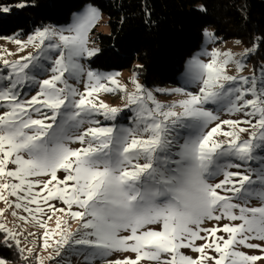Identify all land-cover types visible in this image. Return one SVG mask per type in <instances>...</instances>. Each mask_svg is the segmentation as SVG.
Segmentation results:
<instances>
[{
	"label": "snow or ice",
	"instance_id": "6c2138e0",
	"mask_svg": "<svg viewBox=\"0 0 264 264\" xmlns=\"http://www.w3.org/2000/svg\"><path fill=\"white\" fill-rule=\"evenodd\" d=\"M100 19L87 4L66 27L4 38L3 245L25 264H264V63L244 75L264 36L194 55L184 86L155 89L176 97L162 102L135 72L83 63Z\"/></svg>",
	"mask_w": 264,
	"mask_h": 264
},
{
	"label": "trees",
	"instance_id": "16d2710c",
	"mask_svg": "<svg viewBox=\"0 0 264 264\" xmlns=\"http://www.w3.org/2000/svg\"><path fill=\"white\" fill-rule=\"evenodd\" d=\"M20 2L0 0V6L11 7L0 15V36L61 24L84 5H94L108 18L109 32L96 35L99 51L90 67L131 68L147 86L175 80L186 58L199 48L206 26L222 38L238 37L246 46L264 36V0H24L30 6L16 8ZM0 256H13L1 241Z\"/></svg>",
	"mask_w": 264,
	"mask_h": 264
},
{
	"label": "rangeland",
	"instance_id": "374dc122",
	"mask_svg": "<svg viewBox=\"0 0 264 264\" xmlns=\"http://www.w3.org/2000/svg\"><path fill=\"white\" fill-rule=\"evenodd\" d=\"M86 5H84L80 10L74 12L72 14V16H70V19L67 22H64V23H61V24L46 23V24H44L42 26L35 27L28 34H31L37 28H43L45 26H52V27H56V28L66 27V26H68L69 24L72 23V21L74 19V16L76 14L80 13L84 9V7ZM92 6H94V5H92ZM0 7H2V6H0ZM1 14H5V12L0 11V15ZM205 29L214 32V30H213V28L211 26L204 27L203 32H202V41H201V44H200L199 48L194 53H192L189 57L186 58V60H185V62L183 64L182 70L176 76V78H175V80L173 82H169V83H166V84H158L157 83V84H154V85H151V86H147V85L142 84V82L140 81V78L138 76L139 82L142 85H144V87L146 89L153 90L154 94L156 95L158 100H161L162 102H167L169 100H172V99L176 98V97L168 96V95H166L165 93H162V92H155V89H158V88L159 89H171V88L184 86L183 74H184V71H185L186 64L188 63V61L194 55L200 53L202 50H204V49L210 50L212 47H219L222 50H229L230 49L234 53H239V52H242L244 48L252 46V45L246 46L242 42V40L240 38H238V37L222 38L221 36H218L219 38L222 39L223 43H219V44L209 43L207 41V38L203 34ZM99 32H101V33H108L109 32L108 18L102 12H101V19H100L98 25L93 29V31L91 33L90 39H91L92 43L90 44V47L99 48L98 47V43L96 41V35ZM28 34L21 35V34H18L17 32H15L14 34L7 35V36H3L2 35V36H0V48H7L10 52H15L16 51V45L10 43L8 40H6L4 38L5 37L17 36L18 38L26 39ZM237 41H239L240 43H237ZM23 54L24 53H20L18 55H23ZM7 58L11 60V59H16L17 56H7ZM90 59H88L86 61H83V63H85L86 67H88V68H91L90 65H89V60ZM201 59H206V57H201ZM261 63H264V48L263 47L259 48L258 51L256 53H254L252 55V57L248 60V62H247L248 71H245L244 75H250V70L253 67V65H256L257 67H259V65ZM91 69L94 70V71L100 72V73L119 72L120 73L119 79L123 83H127L130 80L131 76L133 75V72H135L131 68L122 69V70H108V71L97 70V69H93V68H91ZM128 89H129V91L132 90V85L130 83H128ZM102 99H104L107 103H109L112 106H122V104H123V101L121 100L119 95L102 94ZM128 115H130V113ZM120 122L123 123V124H127L128 123L127 117H125ZM2 207H4V205H3L2 202H0V208H2ZM8 220H9L10 224L13 222V218L10 215L8 217ZM2 240H3V236H2V239L0 240L1 243H2ZM22 243H27V241H22ZM10 249L12 250L13 256L10 257V259H7V258L3 257V258H5L8 261V264H25V262L20 259L19 254L16 251L15 247H12ZM0 257H2V256H0ZM28 264H35L34 258L30 259Z\"/></svg>",
	"mask_w": 264,
	"mask_h": 264
}]
</instances>
